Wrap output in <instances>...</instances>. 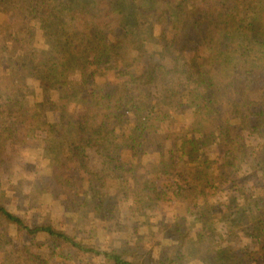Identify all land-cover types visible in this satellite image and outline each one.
Here are the masks:
<instances>
[{"label": "trees", "instance_id": "trees-1", "mask_svg": "<svg viewBox=\"0 0 264 264\" xmlns=\"http://www.w3.org/2000/svg\"><path fill=\"white\" fill-rule=\"evenodd\" d=\"M35 141L75 218L0 183V264H264V0H0V173Z\"/></svg>", "mask_w": 264, "mask_h": 264}, {"label": "rangeland", "instance_id": "rangeland-1", "mask_svg": "<svg viewBox=\"0 0 264 264\" xmlns=\"http://www.w3.org/2000/svg\"><path fill=\"white\" fill-rule=\"evenodd\" d=\"M87 163L90 167V169L95 171H100L103 167V158L102 156L96 151L94 147L87 148ZM48 161L44 158V153L41 152V150L38 149L37 142H31L25 147H18L15 152V164L13 167L6 169L3 173H0V183L5 185V188L8 189L9 185H11L12 191H17L20 194H27L25 199H29L32 197L34 201L38 203V206L40 207L37 209L39 217H46V218H54L57 219V216L61 215V218H58V220L64 223H67V225L72 223V220H74L75 215L72 213H64L61 211L60 204L57 202V200H53L49 197V193L46 192V185L44 181H36L37 177H40L42 175H46L48 172ZM127 206V205H126ZM126 206L120 205V217L122 220L127 219V217H130L127 212L128 208ZM178 207V208H177ZM167 206V205H161L159 207H155L154 209H151L146 212V215L149 214L147 217L143 219V222L145 224L149 223V226L147 228L139 227L138 232L139 234L143 235L144 237L149 235L150 232H154L152 234H155L156 230L159 228L158 225H163L166 221V218H170V216L173 214L174 211H177L179 209V206ZM17 211L19 213L24 214L23 207H16ZM26 211V210H25ZM27 212V211H26ZM35 210L31 211L28 210L29 214H33ZM26 220H28L29 217L27 215L24 216ZM83 223H88L86 221L81 220ZM133 222V221H132ZM159 223V224H158ZM80 223V225H82ZM220 228V226H218ZM67 230H71V228H63ZM78 230V232L83 233L88 228H75ZM98 229V228H97ZM101 229V228H99ZM147 229V230H146ZM121 235V234H120ZM159 236V234H157ZM149 238V237H148ZM152 238V237H151ZM13 240V239H12ZM159 241L160 239H156ZM147 239H145V242ZM163 242L162 244H166V241L161 240ZM103 243V241H102ZM24 244H31V242L28 241H19L16 242L14 240V245L8 244L7 248L10 250L11 246L15 249H18L16 253L11 254L10 259L15 260L17 258V255L19 257L26 256V250L27 248H24ZM146 248H150L152 251V254L156 256V252L158 251L159 246L151 245L147 246ZM30 250L33 253L41 254L43 253V245L41 244V239L38 240L30 248ZM20 260H22L20 258ZM61 264L59 261H48L45 263L44 256L40 255L39 260H29L26 261V264ZM75 264V263H74ZM94 264H101L98 260L94 261ZM184 264H203L202 262H199L197 260H188L187 262H184Z\"/></svg>", "mask_w": 264, "mask_h": 264}]
</instances>
